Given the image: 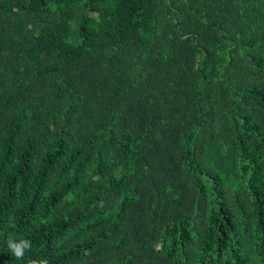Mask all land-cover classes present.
Wrapping results in <instances>:
<instances>
[{
    "label": "trees",
    "instance_id": "16d2710c",
    "mask_svg": "<svg viewBox=\"0 0 264 264\" xmlns=\"http://www.w3.org/2000/svg\"><path fill=\"white\" fill-rule=\"evenodd\" d=\"M42 259L264 264V0H0V264Z\"/></svg>",
    "mask_w": 264,
    "mask_h": 264
},
{
    "label": "clouds",
    "instance_id": "9594fccd",
    "mask_svg": "<svg viewBox=\"0 0 264 264\" xmlns=\"http://www.w3.org/2000/svg\"><path fill=\"white\" fill-rule=\"evenodd\" d=\"M7 246L11 254L17 259L22 260L24 258V254L26 251H29L31 249V241L21 239V240H15L12 238H9L7 241ZM32 264H48L47 259H42L39 261H32Z\"/></svg>",
    "mask_w": 264,
    "mask_h": 264
}]
</instances>
